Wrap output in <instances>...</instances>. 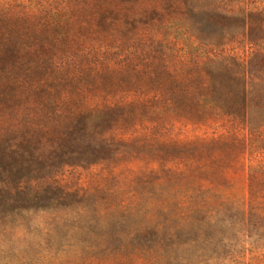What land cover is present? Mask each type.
Listing matches in <instances>:
<instances>
[{
	"label": "rangeland",
	"instance_id": "obj_1",
	"mask_svg": "<svg viewBox=\"0 0 264 264\" xmlns=\"http://www.w3.org/2000/svg\"><path fill=\"white\" fill-rule=\"evenodd\" d=\"M21 3L0 264H264V0Z\"/></svg>",
	"mask_w": 264,
	"mask_h": 264
},
{
	"label": "trees",
	"instance_id": "obj_2",
	"mask_svg": "<svg viewBox=\"0 0 264 264\" xmlns=\"http://www.w3.org/2000/svg\"><path fill=\"white\" fill-rule=\"evenodd\" d=\"M21 2L22 0H0V54L5 52L14 40V34L12 32L14 25H16V27L26 28L29 25L35 24L34 22L43 21L36 18L38 16H35L37 13L35 9H33L35 11L28 9L26 15H22L18 18L10 16L14 7L22 5ZM29 22L32 24H29ZM70 22H72V19L66 12L49 14L44 20V23L47 25L49 24L50 26L56 27L64 26Z\"/></svg>",
	"mask_w": 264,
	"mask_h": 264
}]
</instances>
